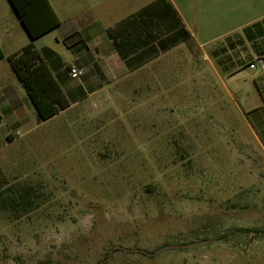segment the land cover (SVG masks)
<instances>
[{"label":"rangeland","instance_id":"rangeland-1","mask_svg":"<svg viewBox=\"0 0 264 264\" xmlns=\"http://www.w3.org/2000/svg\"><path fill=\"white\" fill-rule=\"evenodd\" d=\"M50 2L62 18L78 8ZM0 11L9 54L29 35L8 0ZM208 50L181 44L46 122L2 61L23 121L0 126V180L42 198L20 219L0 212V264H264L262 71L249 57L228 83Z\"/></svg>","mask_w":264,"mask_h":264},{"label":"crops","instance_id":"crops-1","mask_svg":"<svg viewBox=\"0 0 264 264\" xmlns=\"http://www.w3.org/2000/svg\"><path fill=\"white\" fill-rule=\"evenodd\" d=\"M51 6L60 24L36 39L35 45L70 103L67 110L84 104L118 80L192 41L209 47L204 52L207 62L228 83L234 81L239 67L249 57L264 61V28L253 31L249 28L251 23L245 21V0H78L77 10L64 18ZM249 12L258 15L253 23L264 21L261 8L255 5ZM2 36L6 37L2 33L0 11V48L4 59L21 52L30 41L29 37L20 49L7 54L2 47ZM4 59L0 60V114L2 122L7 119L12 125L20 126L23 120H17L16 114L23 99L16 85L8 86L2 80ZM73 66L84 70L79 79L71 78ZM259 66L260 78L264 80V66ZM227 91L233 94L229 88ZM259 92L264 106V95L260 89ZM7 138L14 136L9 134Z\"/></svg>","mask_w":264,"mask_h":264},{"label":"trees","instance_id":"trees-1","mask_svg":"<svg viewBox=\"0 0 264 264\" xmlns=\"http://www.w3.org/2000/svg\"><path fill=\"white\" fill-rule=\"evenodd\" d=\"M20 18L30 41L21 52L7 60L18 81L25 88L27 97L35 107L40 122H46L70 107L61 86L41 58L35 40L52 31L60 20L49 0H9ZM5 54L0 48V60ZM3 117L0 114V123ZM42 194L32 185L10 184L0 180V212H9L17 219L39 208ZM39 264H48L45 262Z\"/></svg>","mask_w":264,"mask_h":264},{"label":"built area","instance_id":"built-area-1","mask_svg":"<svg viewBox=\"0 0 264 264\" xmlns=\"http://www.w3.org/2000/svg\"><path fill=\"white\" fill-rule=\"evenodd\" d=\"M258 64L261 66H264V61L262 59H258ZM251 69H255L256 66L254 64H252ZM84 73V70L77 67V66H73L70 69V75L72 79H79Z\"/></svg>","mask_w":264,"mask_h":264}]
</instances>
